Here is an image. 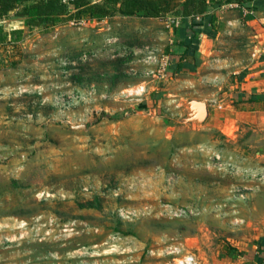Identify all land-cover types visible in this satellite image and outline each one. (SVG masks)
<instances>
[{"label":"rangeland","instance_id":"rangeland-1","mask_svg":"<svg viewBox=\"0 0 264 264\" xmlns=\"http://www.w3.org/2000/svg\"><path fill=\"white\" fill-rule=\"evenodd\" d=\"M11 19L0 23V264H242L259 248L264 159L251 139L188 119L194 78L145 75L162 48L77 18L41 32ZM67 54L89 65L68 72Z\"/></svg>","mask_w":264,"mask_h":264},{"label":"crops","instance_id":"crops-1","mask_svg":"<svg viewBox=\"0 0 264 264\" xmlns=\"http://www.w3.org/2000/svg\"><path fill=\"white\" fill-rule=\"evenodd\" d=\"M85 1L81 8L69 10L71 18L84 21L88 28L97 27L107 39L117 40L120 33L128 32L137 39L135 43L144 42L143 48H162L169 63L166 80L192 77L199 88L197 99L181 96L188 119L198 127L221 132L226 141L235 142L239 136L245 142L251 139L246 145H255L259 158L264 159V0H194L193 5L177 0V6L157 16L123 15L115 0ZM88 4H94V14L85 10ZM51 14H57L55 24L31 30L57 28L64 14ZM171 17L179 24L167 27L166 19ZM10 18L19 19L22 26L18 27H24L25 18L15 10L0 23ZM124 43L119 40L117 46ZM142 70V76L133 79L143 81ZM206 82L212 85L211 91L202 95ZM241 260L242 264H264V241L257 250L244 252Z\"/></svg>","mask_w":264,"mask_h":264},{"label":"trees","instance_id":"trees-1","mask_svg":"<svg viewBox=\"0 0 264 264\" xmlns=\"http://www.w3.org/2000/svg\"><path fill=\"white\" fill-rule=\"evenodd\" d=\"M29 1H33L29 3ZM120 3L117 10L123 15H132L135 13H140L146 16H157L161 12H166L172 10L177 6V0H115ZM194 0H187L188 5H193ZM85 0H72V3L76 9L81 8L86 4ZM20 5H23L20 7ZM91 14H94L95 7L94 4H88L84 7ZM15 10V14L24 17V24L30 27L44 28L50 27L55 24V15L51 12H57L59 15L64 14L62 19H71L69 16V10L67 5L62 3L60 0H0V22L9 16V12ZM68 14V15H67ZM67 16V17H66ZM58 19V18H57ZM75 20L76 17H74ZM65 20L62 23H65ZM2 25L0 24V41H2L3 36H1ZM16 31V30H15ZM83 54V53H82ZM81 54V55H82ZM81 55L73 56L72 54H67L69 64L65 66V69L70 72L71 70H81L80 67H86L89 64H82ZM75 61V66L71 61ZM116 74L121 73L118 67L114 66ZM72 74H75L74 72ZM120 76V75H119ZM71 80V78H70ZM229 255L232 254L234 250L229 249Z\"/></svg>","mask_w":264,"mask_h":264},{"label":"built area","instance_id":"built-area-1","mask_svg":"<svg viewBox=\"0 0 264 264\" xmlns=\"http://www.w3.org/2000/svg\"><path fill=\"white\" fill-rule=\"evenodd\" d=\"M62 3L67 5L68 10H71L74 8V5L72 3V0H60ZM76 20H73L72 23H74ZM78 24H80L81 20H77L76 21ZM179 21L178 19L175 18H167L166 19V26H173V25H178ZM148 49V48H147ZM147 52H149L151 55H154L156 52H154L153 50H147ZM151 55L150 58L151 59ZM155 54V62L157 64V68L155 70H150V71H146L145 75H152L155 73H160L162 75H166L167 74V66L169 65L168 60L165 58V56L163 54H159V56ZM151 62V60H150ZM150 64V63H149ZM134 71V69H132ZM135 72V71H134ZM163 76V77H164ZM145 91V87L143 85L139 86V88H137L134 91L135 95H138L142 92ZM164 264H198V260L196 259V257L193 254H185L182 255L180 257H176L174 258L172 261L170 262H166Z\"/></svg>","mask_w":264,"mask_h":264},{"label":"water","instance_id":"water-1","mask_svg":"<svg viewBox=\"0 0 264 264\" xmlns=\"http://www.w3.org/2000/svg\"><path fill=\"white\" fill-rule=\"evenodd\" d=\"M86 126L84 124L73 126V129H84Z\"/></svg>","mask_w":264,"mask_h":264}]
</instances>
